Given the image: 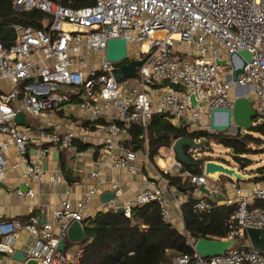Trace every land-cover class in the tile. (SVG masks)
Masks as SVG:
<instances>
[{
  "label": "built area",
  "instance_id": "2783aa9c",
  "mask_svg": "<svg viewBox=\"0 0 264 264\" xmlns=\"http://www.w3.org/2000/svg\"><path fill=\"white\" fill-rule=\"evenodd\" d=\"M11 2L14 8L37 10L49 19L42 28L17 23L13 26L15 42L9 47L0 42V136L4 137L0 140V184L6 178V153L11 146L29 181L42 178L41 160L48 146L73 149L77 135L72 131L64 134L54 131L50 123L74 100L92 123L110 110L116 112L106 126L102 152L96 157L93 152L94 178L99 177L100 169L108 166L129 172L139 170V153L126 143L130 128L136 124L144 128V142L149 143L147 128L154 114L150 86L164 88L157 112L168 115L188 130L193 131L197 126L196 130L215 133L210 124L211 111L233 109L232 91L239 88L245 89L247 96L249 90L253 92L254 107L258 115L264 116V0H95L94 4L80 8L53 0ZM113 38L126 40L127 59L131 45L136 54L130 60L145 58L138 68L135 84L130 79L115 78L114 69L120 67L116 64L122 61L106 59L107 43ZM188 46L192 48L190 51L186 50ZM242 50L251 53V60L237 81L229 83L233 71L231 57L234 56V63H239L235 55ZM96 53L101 57L93 61ZM217 60H226L228 65H218ZM3 82L11 88L6 90ZM192 95L196 105L191 102ZM21 112L26 119L29 116L44 120L45 125L32 128L30 123L17 124L16 117ZM75 152L79 157L85 156L84 152ZM191 152L193 160H198L200 152ZM174 167L191 180L196 191L201 184H208L209 177L204 173L191 174L178 159ZM58 182L54 178L52 186ZM162 183L166 184L167 180L158 173L150 181V187L136 195L134 202L121 207L124 214L131 216L135 205L157 202L163 219L170 223V201L164 195ZM29 184H25L26 191L17 189L16 194L33 196ZM98 192L99 186L94 184L77 202L72 201L71 191L60 193L54 222L41 227L37 216L28 221L5 220L0 216V254L11 258L19 250L20 233L27 232L32 237L22 249L27 259H37L42 264L78 263L83 248L70 260L59 244L61 240L67 244L72 223H82L89 216L90 205ZM176 201L180 203L179 199ZM111 203L116 210L119 208L114 200ZM235 203L234 199L226 202ZM237 205L228 219L227 238L241 240L246 228H264V187H254ZM193 209L198 214L208 213L213 204L201 199ZM186 236L194 252L176 256L173 264H264V251L253 248L249 241H241L223 255L202 257L195 250L197 240L189 238L188 233Z\"/></svg>",
  "mask_w": 264,
  "mask_h": 264
},
{
  "label": "crops",
  "instance_id": "0c3cea01",
  "mask_svg": "<svg viewBox=\"0 0 264 264\" xmlns=\"http://www.w3.org/2000/svg\"><path fill=\"white\" fill-rule=\"evenodd\" d=\"M2 85H4L3 87L6 90L11 88L7 82H3ZM148 91L153 100L154 114H158L157 104L160 96L164 93L163 85L150 86ZM115 116L116 112L110 110L103 118L92 123L80 110L77 100H74L73 103L65 106L63 110L59 111L52 119L50 128L61 134L72 131L77 135V138L73 143V149L70 150H62L53 146H48L47 154L41 160L44 173L40 180L29 181L24 177L25 167L23 164H20V158L15 153L16 150L11 146L6 153V178L3 186H0V216H2V219L28 221L31 217L37 216L39 218L40 227L48 223L52 224L54 222L55 212L60 206V193L67 190L71 191L72 201L77 202L82 199L84 193L91 186L98 184L99 192L92 200L88 212L89 216L85 218L86 220L88 217L95 216L99 211L116 210L112 206L113 203L104 204L102 202V195L106 192L116 194L114 204L119 207L117 208V210H119L124 204L134 202L138 193L148 189L150 187V181L158 173L163 171L171 173L172 171L171 174L182 176L181 172L174 167L177 157L174 152H171V146L161 147L153 159H151L150 142L146 145L143 138L142 146L139 149H133L139 153V170L137 172H129L126 169H117L108 166L100 169L99 177H92V171L96 170L94 156L96 157L102 152L106 136V126L111 118ZM27 120L32 128H39L45 125L44 120L39 118L28 116ZM169 121L174 126L180 127V124L171 120V118H169ZM197 128L196 126L193 130ZM2 139H4V137L0 136V140ZM130 142L131 136L126 145L132 149L129 145ZM75 150L84 152L85 156L79 157ZM160 150L164 151L163 156L159 155ZM33 151L34 150L30 151L31 156L34 155ZM203 156L207 157L205 158L207 160L223 162L231 167L239 168L238 165L231 160V157L214 158L202 151L200 152L199 158ZM15 164L19 165L13 167ZM203 165H201V169L204 173ZM241 171L250 179L237 181L224 175L209 177L207 187L213 192L217 206L226 205L229 199H234L236 201L235 204H237L241 197L250 195L254 187H264V181L256 182L255 178L257 175L251 173L249 168ZM54 178L58 179L59 182L53 187L52 180ZM183 179L186 180L187 178L183 177ZM26 182L30 183L29 187L34 191L33 196H19L16 194L17 189L23 191L27 190L25 186ZM114 186H117L118 189H115ZM161 188L164 195L170 201L171 226L186 236L188 232L182 205L187 202L189 194L184 193L180 189H175L170 185L168 180L166 184H161ZM191 195L197 201L201 199L210 201L205 194L199 190L193 191ZM176 199H179L180 203H178ZM82 226L84 227V221L82 222ZM31 240L32 237L27 232H21L17 248L22 250L25 243ZM0 264L21 263L14 260L12 257L8 259L7 256L0 254Z\"/></svg>",
  "mask_w": 264,
  "mask_h": 264
},
{
  "label": "trees",
  "instance_id": "16d2710c",
  "mask_svg": "<svg viewBox=\"0 0 264 264\" xmlns=\"http://www.w3.org/2000/svg\"><path fill=\"white\" fill-rule=\"evenodd\" d=\"M53 1L74 8L95 3V0ZM47 19L49 17L40 11L16 10L11 0H0V42L6 47L15 42L16 33L13 26L17 23L42 28ZM169 118L166 114H154L147 128L151 159L161 147H170L179 138L209 141L208 145L215 142L231 150V160L241 170L249 168L251 173L256 174V182L264 181V165L252 168V156L264 154V116H257L258 121L252 130L238 129L235 135L226 134V131L211 134L201 130L191 131L184 126H174ZM163 133L164 137H158ZM144 134L141 125H132L129 143L132 149L136 150L142 146ZM203 148L198 151L201 152ZM185 151L193 160L191 148L186 147ZM205 160L207 159L204 156L193 160L195 163L192 166L185 165L184 169L191 174L201 175V165ZM161 173L172 187L189 194L187 202L182 205L189 238L220 240L228 237V219L238 207L237 204L215 208V204L211 202L213 209L210 212L195 213L193 207L197 200L191 194L196 190V186L191 180H184L181 175L164 171ZM84 231L85 240L80 243L83 248L82 256L78 263L72 264H173L176 256L194 252L188 237L163 219L161 207L157 202L133 206L131 216L113 209L99 211L95 216L84 220ZM241 241H248L246 234Z\"/></svg>",
  "mask_w": 264,
  "mask_h": 264
},
{
  "label": "water",
  "instance_id": "95a60500",
  "mask_svg": "<svg viewBox=\"0 0 264 264\" xmlns=\"http://www.w3.org/2000/svg\"><path fill=\"white\" fill-rule=\"evenodd\" d=\"M16 10H21L19 6L15 7ZM239 58V63H234V56L231 57L232 63V76L230 77L229 83L232 81L236 82L238 75L243 71L244 66L248 61L251 60V53L248 50H242L235 55ZM128 58L127 42L123 38H113L107 43L106 59L118 63ZM145 61V58L133 59L126 64H122L120 67L114 69V75L117 81H123L125 79L137 78L138 68ZM218 65H228L226 60H217ZM232 80V81H231ZM191 102L193 105L197 104L194 95L191 96ZM258 113L254 107V100L247 96L246 90L239 88L235 94V101L233 109H213L210 114V124L215 133L232 131L237 132L238 129L250 131L257 123ZM16 123L19 125L28 126L26 116L23 112L19 113L16 117ZM165 134H159L158 137H164ZM209 141H197L191 138H179L173 143L172 149L177 159L187 166H192L195 162L189 157L185 151L186 147L191 150H199L209 144ZM205 157V156H204ZM204 175L207 177L213 176H227L237 181H244L250 179L244 174L239 168L231 167L223 162H217L214 160L204 161ZM3 186V183L0 184ZM205 196L216 205V199L210 188L206 184L199 186ZM116 197L115 193L106 192L102 195V202L108 204L113 201ZM119 213H124L121 208L118 210ZM246 236L251 246L259 251H264V228H246ZM68 240L71 243H82L85 240V231L81 222H74L68 230ZM241 240L238 238H225V239H207L200 238L195 243V250L202 257H213L223 255L236 245L240 244ZM59 248L61 251H65L66 243L64 240L60 241ZM12 258L23 264H42L37 259H27L23 250H17L13 253Z\"/></svg>",
  "mask_w": 264,
  "mask_h": 264
},
{
  "label": "rangeland",
  "instance_id": "374dc122",
  "mask_svg": "<svg viewBox=\"0 0 264 264\" xmlns=\"http://www.w3.org/2000/svg\"><path fill=\"white\" fill-rule=\"evenodd\" d=\"M130 49H131V50L129 51V58L131 59L132 57L135 56L136 53H134V52L132 51V50L135 49L133 45H131V48H130ZM191 49H192V48H191L190 46L186 47V50H188V51H190ZM100 57H101L100 54H99V53H96V54H94L92 60H93V61H96V60H98ZM130 59H125V60H123L122 62L116 64V66H121L122 64H126V63L130 62ZM223 69H224V70H225V69L227 70L226 67H224ZM226 70H225V71H226ZM136 79H137V78H130V83L135 84L136 81H137ZM236 91H237V90L232 91V95H233V96H235ZM248 93H249V96H250L251 98L254 97V94H253V92H252L251 90H249ZM225 133H226V134H229V135H235L237 132H232V131L228 130V131H226ZM2 137H3V136H2ZM202 151H203V152H206L208 156H210V157L213 156L214 158H216V157H219V158H228V157H229V158H230V153H231V150H229V149H227L226 147H224L223 145L218 144V143H215V142H211V144L208 145V146H206V147H204V148L201 150V152H202ZM199 152H200V151H199ZM163 154H164V151H163V150H160V154H159V155H160V156H163ZM156 158H157V157H156ZM205 158H207V157H205ZM252 159H253V162H254L252 168H256L257 166H262V165H264V154L254 155V156H252ZM68 243H70V245H68ZM66 245H67V247H66L67 249H65L64 253H65V255L67 256V258H69L70 260H71V259H74L77 250H78L79 248H82V246L80 245V243H72V244H71V242H70L69 240L67 241V244H66Z\"/></svg>",
  "mask_w": 264,
  "mask_h": 264
},
{
  "label": "bare ground",
  "instance_id": "6f19581e",
  "mask_svg": "<svg viewBox=\"0 0 264 264\" xmlns=\"http://www.w3.org/2000/svg\"><path fill=\"white\" fill-rule=\"evenodd\" d=\"M158 35H160L161 33H157Z\"/></svg>",
  "mask_w": 264,
  "mask_h": 264
}]
</instances>
